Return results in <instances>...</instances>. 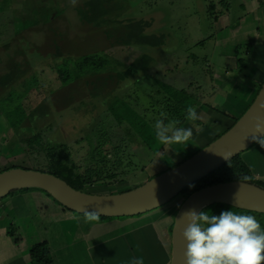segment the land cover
Listing matches in <instances>:
<instances>
[{
  "label": "rangeland",
  "instance_id": "374dc122",
  "mask_svg": "<svg viewBox=\"0 0 264 264\" xmlns=\"http://www.w3.org/2000/svg\"><path fill=\"white\" fill-rule=\"evenodd\" d=\"M53 1L56 6L52 7V17L48 21L41 19L40 23L35 22L40 17L38 9L35 13L38 0H5L4 8L0 4V170L7 167L46 170L43 152L35 154L26 144V138L35 133V124L43 123L58 126L47 137L52 142L68 144L69 159L78 166L79 172H84L89 165L96 169L98 165L88 155L86 141L94 128L100 127L108 129L110 135L102 138H110L113 144L122 146L120 155L112 156L107 163L109 168L117 160L113 166L118 167L120 161L118 172L123 176L94 184L106 187L100 190L106 194L133 189L165 171L170 164L168 159L173 161L176 156L174 145L161 144L155 135L154 125L162 117L160 101L165 94L162 85L185 90L189 94L187 98H199L208 90L211 70L220 71L230 63L220 43L212 38L215 29L209 5L216 0H76L75 4L72 0ZM229 1L234 13L238 9L237 0ZM216 6L219 10L224 8L221 3ZM98 9L101 15L94 13ZM235 48L243 55L246 45ZM85 55L105 57L106 64L94 76L87 74V67L78 71L75 64ZM57 67L70 72L67 82L58 79ZM209 99L211 97L206 95L204 100L209 102ZM189 102L185 98L186 108ZM19 104L25 115L18 109L11 123L6 115L7 108H17ZM36 106L45 109L46 115L40 117L38 111H32ZM111 107L115 110L110 114ZM118 115L127 119L119 120ZM131 117L135 126L142 122L147 124L142 128L141 138L136 137L134 129L129 130ZM144 138L148 139L143 142ZM138 141L140 146L136 144ZM167 149L170 150L169 158L163 155ZM263 151L255 149L245 156L242 152L240 156L252 162L251 168H255L254 160ZM100 171L101 178L107 177L106 169ZM87 186L91 185H85L84 191ZM25 189L15 191L13 205L16 206L13 221L20 224L23 218V222H27L23 234L35 226L34 192L57 205L43 190ZM92 189L96 190L89 188ZM182 200L178 197L169 203L173 213ZM159 208L162 206L133 216H100L99 222L151 217ZM232 210L255 216L264 227V214L238 208ZM120 245L108 241L99 248L104 254L98 256V264L129 263L131 259L125 261L121 259L123 256L117 255L119 248L111 251ZM140 250L145 251V247ZM137 253L131 258L139 257ZM148 261L145 258L144 264ZM0 264H3L1 260ZM16 264H29V261Z\"/></svg>",
  "mask_w": 264,
  "mask_h": 264
},
{
  "label": "crops",
  "instance_id": "0c3cea01",
  "mask_svg": "<svg viewBox=\"0 0 264 264\" xmlns=\"http://www.w3.org/2000/svg\"><path fill=\"white\" fill-rule=\"evenodd\" d=\"M219 3L224 5L223 10L217 9L216 4ZM209 6L212 9L209 11L212 28L215 29L212 38L215 37V41L220 43L226 54L225 59L230 63L220 71L211 70L208 90L202 96L186 98V101L190 100L188 107L194 106L200 119L191 123L185 119L177 125L192 128L193 136L186 143L172 144L177 154L173 161L168 159L169 167L189 157L228 129L234 123L233 118H238L253 101L264 79V0H237L238 9L234 13L231 12L229 0H216ZM244 43V54L239 55L235 47ZM206 95L211 97L209 102L204 100ZM255 149L263 150L264 147L258 143L244 151L243 156ZM169 153L167 149L163 155L169 158ZM243 158L249 169L264 182V151L254 160L255 168H251L252 162ZM91 187L96 190H89ZM101 189L106 190V187L104 189L100 184L87 186V191L91 193H105ZM12 194L7 195L8 199L0 200V260L3 264L29 261L30 247L41 241H47L55 264H98V256L104 254L100 249L108 241L121 244L120 247L111 248V251L119 248L117 255L123 256L121 259L125 261L139 250V257L149 260L147 264H169L170 232L167 234L166 231H169L175 214L169 203L152 213L151 217L144 215L126 221L86 224L84 216L73 214V211L34 192L35 226L23 234L27 222H23V218L20 224L13 221L16 219L13 215L16 206L13 205L17 195ZM10 228L13 230L12 236L8 233ZM138 230L139 233H136ZM142 246L145 251L140 250ZM100 261L103 262L102 258ZM122 264L129 263L122 261Z\"/></svg>",
  "mask_w": 264,
  "mask_h": 264
},
{
  "label": "water",
  "instance_id": "95a60500",
  "mask_svg": "<svg viewBox=\"0 0 264 264\" xmlns=\"http://www.w3.org/2000/svg\"><path fill=\"white\" fill-rule=\"evenodd\" d=\"M261 104H264V79L253 101L228 129L178 164L133 189L91 193L75 189L48 172L12 167L0 172V200L11 192L33 187L79 214L97 212L102 217H119L146 213L170 203L185 187L263 138L264 131L255 130V117H264V110L259 107ZM211 204H225L264 214V188L255 183L232 180L207 185L189 194L180 203L172 222L169 264H186V243L182 237L186 222L181 213L190 209L199 212Z\"/></svg>",
  "mask_w": 264,
  "mask_h": 264
},
{
  "label": "trees",
  "instance_id": "16d2710c",
  "mask_svg": "<svg viewBox=\"0 0 264 264\" xmlns=\"http://www.w3.org/2000/svg\"><path fill=\"white\" fill-rule=\"evenodd\" d=\"M0 4L2 5L3 8L7 5L5 3V0H0ZM35 5H36L35 13L38 12L37 11L38 9L39 10L38 13L40 14L39 15L40 17L36 19L35 22L40 23L41 19L43 21H48L52 17L53 15L52 7L56 6V3L53 0H38V4L36 3ZM209 9H210V6H209ZM211 10L212 9H210L209 11L211 12ZM94 13L101 15V11L99 9L94 10ZM104 58L96 56V55H85L76 62L75 68L78 71H81L87 67L89 68L87 71V74H91L94 76L97 73V71H99V69H101L106 64V58L105 59ZM136 70H134V72ZM57 71H58L57 72L58 79L61 80L62 82L64 80H65L64 82H67L66 80L70 78V72L66 69L59 70L58 67H57ZM35 82H36V77H35ZM162 87H163L162 90L163 92H165V94L163 93V97H162L163 100L160 101V103H162L161 113H166L167 117L166 118L161 117V119H164L165 123H168L172 120H177L179 121L177 125H179L183 120H185L186 108L183 103L185 101V98H187L189 94H187V92L183 89L179 90L167 84H163ZM8 94L10 96L11 92H9ZM19 98L21 99V96ZM18 109L20 113L25 115L23 107L20 106V104H19V107L17 108H10V107L7 108L6 115H7V118L10 119L11 123L13 121L15 111H17ZM35 110L38 111V116L40 117H43L46 115L45 109L37 108L36 106L35 109L32 111H35ZM112 110H115V109L111 107V109H109L110 114L113 112ZM225 115L229 116V114H225ZM130 116H132V114ZM130 116H127V117H130ZM118 118L119 120L127 119L119 115H118ZM131 118H132L131 120L133 121V117ZM233 119L234 121L237 120V118H233ZM132 121L128 122L129 126L127 124V126L130 128L129 130L132 129L133 131L134 129V133L136 137L141 138L140 135L142 134V128H145L147 124L142 122V123H139L137 126H135L134 121L133 122ZM43 124L40 126L35 124V133L26 138V141H27L26 144L28 148L33 149V151L30 149L29 150L32 152H35V154L39 153V151L43 152L44 158L46 159V170L44 172H48V173L54 174L55 176H58L59 178L65 180L70 186L78 190H83L85 185H93L95 182H106L107 183L108 181L116 180L117 178L121 179V175L123 176V173L118 172L119 166H121L120 161L118 162V167L113 166L117 162L116 160V162H114V164L109 166L108 168V165H109V163H107L108 160L112 156L114 157L115 155L116 156L118 154L120 155V151H122L121 145H119L118 143L113 144L110 138H105V137H110V135L108 134V131H109L108 129L95 127L94 130L91 132L92 135L87 139L88 141L85 140L89 145L88 155L92 159H95L94 162L97 163L98 167H96V169L95 168L93 169L89 165V167L85 169L84 172H79L78 166L72 160L69 159L68 144L65 142H52L50 138L47 137V134L51 130H57L58 126L55 123L53 124L47 123L46 125L45 123ZM9 125L14 126L13 124H9ZM104 135L105 137L102 138ZM147 139L148 138H144L143 142H145ZM136 144L139 145L140 142L138 141ZM17 145L19 146V143ZM108 145H110L111 148H107ZM8 168L10 167L2 169L0 170V172ZM98 168L106 169L107 177L101 178L100 175H103V174ZM112 168H114V170L111 171L110 169ZM92 171L97 173V175L96 174L93 175ZM246 176L250 177V179L244 180L243 178ZM232 180H240V181L255 183L264 188V182L262 180L255 179L253 177L251 170L246 165V163L242 160L240 154H238L237 156H235L234 158L230 159L228 162L220 166L218 169L209 173L208 175L201 178L200 180L195 181L191 185L185 187L174 199L178 197L184 199L189 194H191L193 191L200 189L204 186L219 183V182L232 181ZM12 193H15V191L9 194H12ZM57 204L59 203L57 202ZM59 205L62 206L61 204ZM232 208L234 207L225 205V204H211L205 207L204 209H202L201 211H206V212H210L211 214L219 215L221 211L231 210ZM171 227L172 225L169 227V232H171ZM8 233L10 236H12L13 230L10 228ZM29 264H55L51 256L47 241H41V242L35 243L30 247Z\"/></svg>",
  "mask_w": 264,
  "mask_h": 264
},
{
  "label": "clouds",
  "instance_id": "9594fccd",
  "mask_svg": "<svg viewBox=\"0 0 264 264\" xmlns=\"http://www.w3.org/2000/svg\"><path fill=\"white\" fill-rule=\"evenodd\" d=\"M72 2L75 4L76 0ZM259 107L264 110V104ZM161 116L166 118L167 114L161 113ZM185 119L190 123L200 119L194 106L187 107ZM178 123L177 120L168 123L164 119L157 120L154 125L157 140L164 145L188 142L193 136L192 128L177 127ZM255 130L264 131V117H255ZM256 142L264 147V138ZM181 216L186 222L182 232L186 264H264V227L255 216L232 209L221 211L219 215L190 209ZM99 220V213H85L84 223ZM129 264H144V259L132 257Z\"/></svg>",
  "mask_w": 264,
  "mask_h": 264
}]
</instances>
